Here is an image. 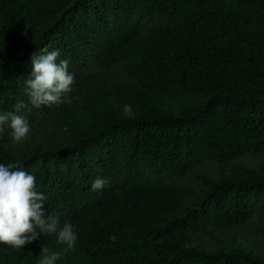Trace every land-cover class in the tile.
Instances as JSON below:
<instances>
[{"label":"trees","instance_id":"obj_1","mask_svg":"<svg viewBox=\"0 0 264 264\" xmlns=\"http://www.w3.org/2000/svg\"><path fill=\"white\" fill-rule=\"evenodd\" d=\"M58 49L76 99L33 107L34 52ZM31 125L19 163L72 223L0 264H264V0H0V111ZM109 178L93 191L96 177Z\"/></svg>","mask_w":264,"mask_h":264},{"label":"clouds","instance_id":"obj_2","mask_svg":"<svg viewBox=\"0 0 264 264\" xmlns=\"http://www.w3.org/2000/svg\"><path fill=\"white\" fill-rule=\"evenodd\" d=\"M58 49L49 47L34 52L31 57V71L24 81L30 104L39 109L42 106L60 107L72 103L75 74L68 71L69 61L60 59ZM26 105L18 101L14 111H0V134L10 130L13 145L23 143L31 131L29 120L21 109ZM110 183L109 178L96 177L91 185L93 191L102 190ZM47 197L36 189V178L17 163L0 164V244L15 250L36 241L41 234L56 235V242L65 246V251L75 250L78 234L70 222L60 223L55 213L45 212ZM61 253L41 247L39 264H56Z\"/></svg>","mask_w":264,"mask_h":264}]
</instances>
